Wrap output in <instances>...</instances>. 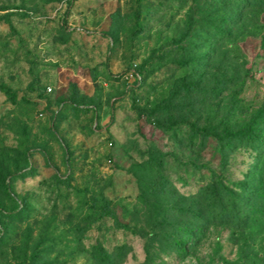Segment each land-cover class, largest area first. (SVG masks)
I'll list each match as a JSON object with an SVG mask.
<instances>
[{
	"label": "rangeland",
	"instance_id": "1",
	"mask_svg": "<svg viewBox=\"0 0 264 264\" xmlns=\"http://www.w3.org/2000/svg\"><path fill=\"white\" fill-rule=\"evenodd\" d=\"M262 142L264 0H0V264L235 260Z\"/></svg>",
	"mask_w": 264,
	"mask_h": 264
},
{
	"label": "trees",
	"instance_id": "2",
	"mask_svg": "<svg viewBox=\"0 0 264 264\" xmlns=\"http://www.w3.org/2000/svg\"><path fill=\"white\" fill-rule=\"evenodd\" d=\"M201 131L207 133L205 129ZM237 135H247L251 138L257 136L254 127L249 125L248 128L237 132L225 130L223 135H216V137L222 139ZM258 168L259 170L253 171L248 177L247 183L251 180V185L256 186L251 193L249 202L242 204V201L236 200V197L233 196L234 190L230 189H227V192L233 197V200L229 201L228 209L223 200L218 199V205L223 211L219 221L229 224L233 228L234 232H232L231 238H235L238 245L237 258L232 261L224 260L223 264H264V161ZM213 206L215 207V205L210 207L212 212L215 210ZM202 208L208 209V205L202 204ZM214 221L218 220L214 219ZM199 223L198 227L203 233L206 227L213 222L204 217ZM187 241V238H181V236L176 238L179 248L185 249Z\"/></svg>",
	"mask_w": 264,
	"mask_h": 264
},
{
	"label": "built area",
	"instance_id": "3",
	"mask_svg": "<svg viewBox=\"0 0 264 264\" xmlns=\"http://www.w3.org/2000/svg\"><path fill=\"white\" fill-rule=\"evenodd\" d=\"M131 75L133 76V80H134V81H135V80L137 81V80L140 79V75H139V73L136 72V71H134V70H132Z\"/></svg>",
	"mask_w": 264,
	"mask_h": 264
}]
</instances>
